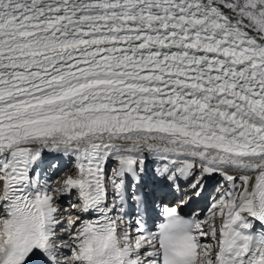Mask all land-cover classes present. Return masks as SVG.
Returning <instances> with one entry per match:
<instances>
[{"label": "snow or ice", "instance_id": "1", "mask_svg": "<svg viewBox=\"0 0 264 264\" xmlns=\"http://www.w3.org/2000/svg\"><path fill=\"white\" fill-rule=\"evenodd\" d=\"M34 261L264 264V0H0V264Z\"/></svg>", "mask_w": 264, "mask_h": 264}, {"label": "bare ground", "instance_id": "2", "mask_svg": "<svg viewBox=\"0 0 264 264\" xmlns=\"http://www.w3.org/2000/svg\"><path fill=\"white\" fill-rule=\"evenodd\" d=\"M157 166H159V165H158V164H151V163L149 164V168H154V167H157ZM38 175H39V174H38ZM51 175L53 176V178L55 177V174H51ZM219 181H220V178H219V177H217L216 180L210 181V182L206 185V192H205L203 198L196 200L194 203H191V205H192V209L195 210V212H196L201 218L206 214V210H207V209H205V208H206V204L203 202V199L205 198L207 192H208L209 190L211 191V188H213L214 186H216L217 184H219ZM148 182H149V183H148ZM145 183L151 185V180H150V178H149V179H146V182H145ZM225 186H226V185H225ZM219 187H220V184H219ZM218 189H219V188H218ZM216 194H217V197H216L215 199H217V198L219 197V191H218V190H217ZM215 199H214V200H215ZM196 207H198V208H197V209H194V208H196ZM85 218H87V217H85ZM255 227H256L257 229H260V225H259V224L255 225Z\"/></svg>", "mask_w": 264, "mask_h": 264}, {"label": "rangeland", "instance_id": "3", "mask_svg": "<svg viewBox=\"0 0 264 264\" xmlns=\"http://www.w3.org/2000/svg\"><path fill=\"white\" fill-rule=\"evenodd\" d=\"M54 178H57V177H56V174H55V177H54ZM214 187H215V186H214ZM214 187L211 188V190H213ZM218 188H219V185H216L215 189H214L212 192L209 193L210 200L212 199V197L214 196V194H215V192H216V190H217ZM208 209H209V208H208Z\"/></svg>", "mask_w": 264, "mask_h": 264}]
</instances>
